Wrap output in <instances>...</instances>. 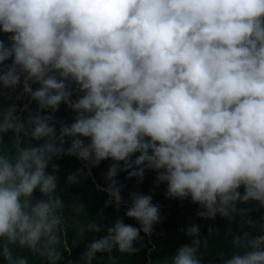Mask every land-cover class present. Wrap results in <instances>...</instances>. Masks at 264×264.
I'll return each mask as SVG.
<instances>
[{
	"label": "clouds",
	"instance_id": "1",
	"mask_svg": "<svg viewBox=\"0 0 264 264\" xmlns=\"http://www.w3.org/2000/svg\"><path fill=\"white\" fill-rule=\"evenodd\" d=\"M0 33L8 34L0 39V88L21 85L50 110L24 119L15 105L0 110L4 264H29L15 248L60 264L65 203L56 192L58 165L47 169L62 154L90 167L111 161L105 206L122 202L120 172L139 183L153 170L166 197L190 199L200 218L243 217L248 209L238 205L250 201L264 208V0H0ZM61 103L75 117L57 129L50 121ZM7 133L13 150L3 146ZM29 138L41 143L22 146ZM129 202L124 214L138 227L118 218L79 229L106 233L86 245L83 264L114 248L135 253L140 233L152 235L159 205L140 192H129ZM243 222L260 234L236 235L243 251L222 264H264V214ZM180 231L192 240L171 264H202L199 226Z\"/></svg>",
	"mask_w": 264,
	"mask_h": 264
},
{
	"label": "trees",
	"instance_id": "2",
	"mask_svg": "<svg viewBox=\"0 0 264 264\" xmlns=\"http://www.w3.org/2000/svg\"><path fill=\"white\" fill-rule=\"evenodd\" d=\"M8 34L0 33V39L6 40ZM11 60L5 63H10ZM33 89L39 87L38 84L29 82ZM5 88H0V109L9 105L16 106V114L20 119L26 118L28 111L37 112L38 104L30 96L24 94L22 86L18 85V99H14L7 94ZM78 93H73V99ZM25 106L21 110V108ZM27 109V110H26ZM50 110H41L46 113ZM75 113L64 103H61L58 110L53 114L50 123L57 129L61 124L71 123ZM11 133L4 134L3 146L13 150L10 137ZM87 142V138H83ZM41 141L26 139L24 145H36ZM67 143L65 147H67ZM111 161H101L99 165L90 167L87 162L75 156L62 154L54 157L47 171L52 172L51 164L58 165L55 172L57 180L56 192L65 203L63 214L65 216L66 232L62 234V243L58 248L63 252L60 264H83L81 254L86 250V245L93 239H97L106 233L85 231L80 232L81 227H85L90 222H96L105 226H110L116 219H122L127 224L139 226L135 219L125 216V209L129 206V192H140L150 194L153 203L160 207L161 220L153 226L151 236L140 233L142 239L135 243L139 250L135 253H121L118 249L111 252L97 253L92 264H171V258L181 245L190 243L192 237L180 231L190 224H197L200 230L201 244L197 251V257L202 264H222L221 257L231 258L234 252H242L233 245V238L236 235L243 236L248 233L249 237L258 235V228L248 226L243 220L251 219L258 222L264 214V208H259L256 202L250 201L247 204H240L238 207L248 209L242 216H234L232 220L217 215L215 219L200 218L196 215L198 205L192 203L190 199L181 201L166 197V185H159L155 182L156 172L146 170L143 180L137 182V178L127 176V172H120L117 176L118 182L123 186L121 190L122 202L119 208L114 205L105 206V200L110 199L109 194L104 189L107 186L104 173L107 171ZM81 169L79 182L68 184L66 177ZM89 170V171H88ZM90 172V173H89ZM34 197L40 198L41 194L36 191ZM84 205V211L78 215L72 212L76 205ZM66 241V243H64ZM65 248H70V252H65ZM14 255L28 260L29 264H42L38 256H34L26 249L15 248ZM0 264H4L0 258Z\"/></svg>",
	"mask_w": 264,
	"mask_h": 264
},
{
	"label": "built area",
	"instance_id": "3",
	"mask_svg": "<svg viewBox=\"0 0 264 264\" xmlns=\"http://www.w3.org/2000/svg\"><path fill=\"white\" fill-rule=\"evenodd\" d=\"M17 87H18V85L16 86L15 89H11V88L6 89L5 92H6L7 94H9L10 96H12L14 99H18L19 96L17 95Z\"/></svg>",
	"mask_w": 264,
	"mask_h": 264
},
{
	"label": "water",
	"instance_id": "4",
	"mask_svg": "<svg viewBox=\"0 0 264 264\" xmlns=\"http://www.w3.org/2000/svg\"><path fill=\"white\" fill-rule=\"evenodd\" d=\"M23 108H25V106H23L22 108H21V110L23 109ZM38 112H41V109H39V106H38V110H37ZM89 171V170H88ZM90 173V172H89Z\"/></svg>",
	"mask_w": 264,
	"mask_h": 264
},
{
	"label": "rangeland",
	"instance_id": "5",
	"mask_svg": "<svg viewBox=\"0 0 264 264\" xmlns=\"http://www.w3.org/2000/svg\"><path fill=\"white\" fill-rule=\"evenodd\" d=\"M1 110V109H0ZM37 110H38V108H37ZM38 112V111H37Z\"/></svg>",
	"mask_w": 264,
	"mask_h": 264
}]
</instances>
